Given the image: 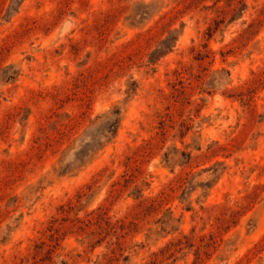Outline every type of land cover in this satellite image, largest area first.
I'll list each match as a JSON object with an SVG mask.
<instances>
[{"label":"rangeland","instance_id":"374dc122","mask_svg":"<svg viewBox=\"0 0 264 264\" xmlns=\"http://www.w3.org/2000/svg\"><path fill=\"white\" fill-rule=\"evenodd\" d=\"M214 1L0 0V264H264V0Z\"/></svg>","mask_w":264,"mask_h":264},{"label":"trees","instance_id":"16d2710c","mask_svg":"<svg viewBox=\"0 0 264 264\" xmlns=\"http://www.w3.org/2000/svg\"><path fill=\"white\" fill-rule=\"evenodd\" d=\"M221 1H224V6H222V9L219 12L225 15L224 18L222 19L223 21L227 15H233L236 13V11L240 10L242 6H245L243 3V0H215L213 6H216ZM218 10H219V8H217V10H215V11L218 12ZM180 70H183V68H180L179 70L176 69L173 71V74L176 75L178 78L182 77ZM254 76H255V80H256L257 84L260 87H264V72H260L257 75L255 74ZM236 90L237 89H234V92H237V93L232 94L233 96H230V97H238L239 99H242V97H243L242 91H236ZM50 95H52L54 98V94H50ZM156 118L158 119L159 122H162V120H163V116L160 113L156 114ZM70 120H72V119H70ZM132 159H133L132 156L126 155L125 156V164H129L130 162H132ZM186 180H187V178H183V179L179 178L178 181H171V183L169 184V189L171 191H174L175 187H177V189H181L182 187H184ZM160 195L161 196L164 195V192L160 193ZM157 201H158L157 199L151 200L150 201L151 206H153L155 204V202H157ZM69 208L72 209V207H69ZM224 215L225 214H223L222 217H224ZM222 217L220 218L221 221H222ZM53 228H54V225L52 223L51 225L48 226V231H52ZM203 238H205V237L203 236L202 239Z\"/></svg>","mask_w":264,"mask_h":264}]
</instances>
